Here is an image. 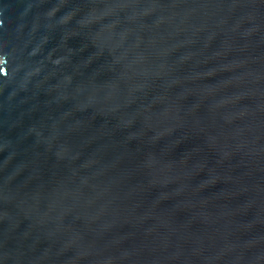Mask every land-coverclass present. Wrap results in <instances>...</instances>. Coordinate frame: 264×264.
Listing matches in <instances>:
<instances>
[{"label": "water", "instance_id": "obj_1", "mask_svg": "<svg viewBox=\"0 0 264 264\" xmlns=\"http://www.w3.org/2000/svg\"><path fill=\"white\" fill-rule=\"evenodd\" d=\"M0 264H264V0H0Z\"/></svg>", "mask_w": 264, "mask_h": 264}]
</instances>
